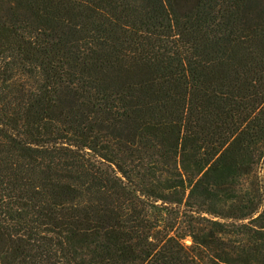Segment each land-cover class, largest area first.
<instances>
[{"label": "trees", "instance_id": "trees-1", "mask_svg": "<svg viewBox=\"0 0 264 264\" xmlns=\"http://www.w3.org/2000/svg\"><path fill=\"white\" fill-rule=\"evenodd\" d=\"M0 264H264V0H0Z\"/></svg>", "mask_w": 264, "mask_h": 264}, {"label": "rangeland", "instance_id": "rangeland-1", "mask_svg": "<svg viewBox=\"0 0 264 264\" xmlns=\"http://www.w3.org/2000/svg\"><path fill=\"white\" fill-rule=\"evenodd\" d=\"M185 242L188 244V243H190V240L189 239H186Z\"/></svg>", "mask_w": 264, "mask_h": 264}]
</instances>
